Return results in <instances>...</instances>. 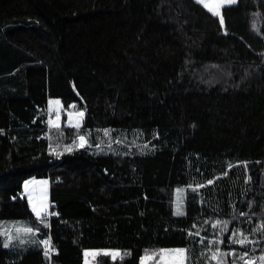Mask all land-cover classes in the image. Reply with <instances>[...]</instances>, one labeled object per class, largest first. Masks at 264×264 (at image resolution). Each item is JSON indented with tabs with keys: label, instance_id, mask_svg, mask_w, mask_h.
<instances>
[{
	"label": "trees",
	"instance_id": "1",
	"mask_svg": "<svg viewBox=\"0 0 264 264\" xmlns=\"http://www.w3.org/2000/svg\"><path fill=\"white\" fill-rule=\"evenodd\" d=\"M222 13L224 25L197 0H0V221L29 220L57 250L5 248L0 229V264H84L99 248L126 255L98 264L264 254V0ZM52 100L83 110L81 126L64 114L51 127ZM78 136L88 146L65 151ZM31 177L49 180L50 218L31 209Z\"/></svg>",
	"mask_w": 264,
	"mask_h": 264
},
{
	"label": "snow or ice",
	"instance_id": "2",
	"mask_svg": "<svg viewBox=\"0 0 264 264\" xmlns=\"http://www.w3.org/2000/svg\"><path fill=\"white\" fill-rule=\"evenodd\" d=\"M198 3L202 4L205 8H207L213 15L219 17V22L221 25H224V17L222 13V8L226 5H232L236 3V0H197ZM226 31V29H225ZM52 105H56L55 111L57 112V120L49 121L50 124H54L55 127L59 128V100H52L49 102ZM73 113H69L70 118L73 117ZM85 113L83 111H80L79 113L75 114V124L74 127L79 128L81 126L83 117ZM71 123V120H70ZM88 146V138L86 136H78L76 140L73 141L72 145L65 146V151L72 152L74 148H85ZM99 147V145H97ZM57 155H62V152H57ZM33 184L37 182H32ZM42 187L40 188H30L29 182H25V189L27 190V196L29 204L32 207L33 212L36 214L37 217H40L43 213H48L49 210V201H48V194H47V181H40L38 182ZM213 183L212 181H209V184ZM15 199V197L13 198ZM51 214V213H49ZM182 214V213H178ZM58 215V214H56ZM41 223H44V220H41ZM220 221H217V224H220ZM226 223V222H225ZM47 226V225H46ZM224 231L225 229L222 227L221 229ZM28 233H31L33 229L28 228L25 230ZM257 231H264V223L260 225V227L257 229ZM3 235L5 236V242L3 246L5 248H8L11 246V241L15 238L12 234H10L8 231H4ZM198 236L199 233H196ZM243 234L241 233V236ZM202 242V241H201ZM34 244L36 242H33ZM40 244H43L45 246V256H49L53 251H57L53 248L50 239H45L43 241L39 242ZM234 243L238 244H246V243H255V241H248L247 238L237 239L234 241ZM188 253L189 249L186 248H176V249H162L159 251V255L161 257V260L159 261V264H187L188 260ZM219 250L217 252H213L211 259L216 261V264H221L220 257L228 255L227 253H219ZM124 252H122L119 249H87L84 251L85 256V264H96V258L107 256L110 257L113 261L116 260H123L124 259ZM233 256H235V252L232 253ZM249 253L245 252L243 256L240 257V259L245 261V264H257V260L264 262V255H261L257 257V259H246L249 257ZM154 256L145 254V256L140 258V264H151L153 261Z\"/></svg>",
	"mask_w": 264,
	"mask_h": 264
},
{
	"label": "rangeland",
	"instance_id": "3",
	"mask_svg": "<svg viewBox=\"0 0 264 264\" xmlns=\"http://www.w3.org/2000/svg\"><path fill=\"white\" fill-rule=\"evenodd\" d=\"M236 2H237V0H236ZM56 107H57L56 105H52V104L50 105L49 121L51 120V121L55 122L57 120V112L55 111ZM80 111H83V110H80L76 105H72V107L69 110H65L63 108V106L60 104L59 105V125L60 126L62 125L63 116L65 114L67 116L66 124L74 127V124L76 121L75 114L79 113ZM69 113H73L74 114L73 117L70 118ZM83 119H84V117H83ZM70 120H71V123H70ZM50 126L55 127L54 124H50ZM63 149H65V146L63 147ZM40 181H47L48 182L47 183V194H48L49 210H50V183H49V180L47 178H36V177H31V178H28L27 180H25V182H29L30 188L42 187V185H40L38 183ZM25 182H24V185H25ZM32 182H37V183L33 184ZM24 189H25V187H24ZM25 194L27 195L26 189H25ZM185 197H186V189L185 188H178L176 191V199H175V206H176L175 208H176L177 213L183 212L184 204H185ZM31 209H32V207H31ZM39 218H41V217H39ZM28 228L33 229L29 223V220H27V219H4V220L0 221V229H1L2 233L4 231H8L10 234H12L15 237L11 241V246L8 247L10 249H23V248L35 247V246L39 245L40 239H39V236L37 235V230L33 229V231L31 233H28L25 231ZM4 239H5V236H4ZM33 242H36V243L34 244ZM99 249H109V248H99ZM165 249H176V248H165ZM119 250L124 252V254L126 255V251H124L122 249H119ZM160 250H162V249H160ZM160 250L159 249L158 250H149L146 253V254L154 256V259L151 262V264H159V261L161 260V257L159 255ZM125 255H124V257H125ZM97 258H96V264H98ZM85 259L86 258L84 256V264H85ZM259 262L261 263V261H259ZM262 263H264V262H262Z\"/></svg>",
	"mask_w": 264,
	"mask_h": 264
},
{
	"label": "built area",
	"instance_id": "4",
	"mask_svg": "<svg viewBox=\"0 0 264 264\" xmlns=\"http://www.w3.org/2000/svg\"><path fill=\"white\" fill-rule=\"evenodd\" d=\"M54 254V251L51 253V255Z\"/></svg>",
	"mask_w": 264,
	"mask_h": 264
},
{
	"label": "crops",
	"instance_id": "5",
	"mask_svg": "<svg viewBox=\"0 0 264 264\" xmlns=\"http://www.w3.org/2000/svg\"><path fill=\"white\" fill-rule=\"evenodd\" d=\"M50 108V107H49Z\"/></svg>",
	"mask_w": 264,
	"mask_h": 264
}]
</instances>
